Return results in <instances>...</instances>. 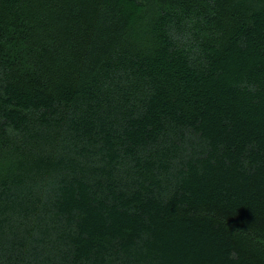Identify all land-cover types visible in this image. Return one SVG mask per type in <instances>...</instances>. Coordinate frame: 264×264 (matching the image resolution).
I'll return each instance as SVG.
<instances>
[{
  "label": "trees",
  "instance_id": "1",
  "mask_svg": "<svg viewBox=\"0 0 264 264\" xmlns=\"http://www.w3.org/2000/svg\"><path fill=\"white\" fill-rule=\"evenodd\" d=\"M0 264H264V0H0Z\"/></svg>",
  "mask_w": 264,
  "mask_h": 264
}]
</instances>
